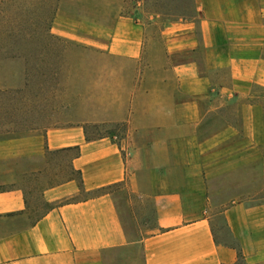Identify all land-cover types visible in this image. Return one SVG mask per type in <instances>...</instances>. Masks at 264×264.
Segmentation results:
<instances>
[{
    "label": "crops",
    "instance_id": "1",
    "mask_svg": "<svg viewBox=\"0 0 264 264\" xmlns=\"http://www.w3.org/2000/svg\"><path fill=\"white\" fill-rule=\"evenodd\" d=\"M192 3L197 22L171 23L157 44L120 16L101 35L110 42L97 40L96 49L138 71L93 122L122 125L121 137L88 140L82 122L0 141V161L73 152L67 167L78 176L42 193L50 208L36 220L20 189L0 192V264H108L110 252L135 243L119 206L144 202L155 230L138 242L142 264H264V203L214 201L232 172L258 163L264 177V143L247 142L257 127L245 119L257 116L246 103L264 89V0ZM235 105L241 126L205 124Z\"/></svg>",
    "mask_w": 264,
    "mask_h": 264
},
{
    "label": "rangeland",
    "instance_id": "2",
    "mask_svg": "<svg viewBox=\"0 0 264 264\" xmlns=\"http://www.w3.org/2000/svg\"><path fill=\"white\" fill-rule=\"evenodd\" d=\"M117 16L138 24L153 44L158 43V32L171 23L197 22L192 0H0V141L41 136L47 129L82 122H88V140L124 134L120 124L93 123L97 115L111 110L118 87L133 84L138 76L126 62L95 47L97 40L110 42L108 34L101 35L110 32ZM96 32L102 38L86 35ZM254 94L257 99L246 105L256 106L257 116L245 119L249 126L256 125L257 133L248 132L246 140L256 136L257 142L264 143V89H256ZM240 108H225L206 118L205 124L239 127L243 123L237 113ZM73 155L54 153L33 161H0V192L20 189L30 219H38L50 208L42 193L68 177L78 179L67 167ZM218 183L226 188L214 201L232 202L240 195L246 205L264 203V177L258 163L232 172ZM96 194L82 193L78 199ZM117 199L124 204L129 200L125 193ZM119 207L125 231L135 243L110 252L105 259L108 264H142L138 242L155 230L152 206L144 202ZM215 222L222 229L219 215Z\"/></svg>",
    "mask_w": 264,
    "mask_h": 264
},
{
    "label": "trees",
    "instance_id": "3",
    "mask_svg": "<svg viewBox=\"0 0 264 264\" xmlns=\"http://www.w3.org/2000/svg\"><path fill=\"white\" fill-rule=\"evenodd\" d=\"M236 264H243V262L241 260H238Z\"/></svg>",
    "mask_w": 264,
    "mask_h": 264
}]
</instances>
